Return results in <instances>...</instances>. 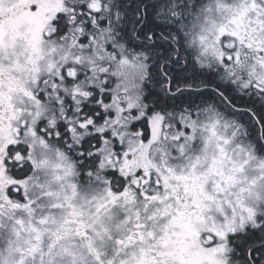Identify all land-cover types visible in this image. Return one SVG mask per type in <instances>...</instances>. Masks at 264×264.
<instances>
[{
	"label": "snow or ice",
	"instance_id": "snow-or-ice-1",
	"mask_svg": "<svg viewBox=\"0 0 264 264\" xmlns=\"http://www.w3.org/2000/svg\"><path fill=\"white\" fill-rule=\"evenodd\" d=\"M0 264H264V0H0Z\"/></svg>",
	"mask_w": 264,
	"mask_h": 264
}]
</instances>
